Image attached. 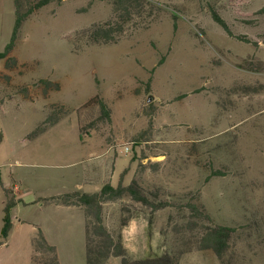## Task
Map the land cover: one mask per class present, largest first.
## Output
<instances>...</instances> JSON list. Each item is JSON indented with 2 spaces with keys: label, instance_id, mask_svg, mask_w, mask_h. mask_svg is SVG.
<instances>
[{
  "label": "rangeland",
  "instance_id": "1",
  "mask_svg": "<svg viewBox=\"0 0 264 264\" xmlns=\"http://www.w3.org/2000/svg\"><path fill=\"white\" fill-rule=\"evenodd\" d=\"M148 1L158 8L150 22L135 19L118 43L91 47L81 31L109 20L112 0L49 3L22 22L10 53L17 67L0 60V229L6 199L23 201L0 237V264H33L38 229L57 264H85L82 210L47 199L116 186L114 167L99 180L88 172L110 158L118 173L126 170L124 186L135 180L173 204L154 212L128 197L102 205L103 224L120 233L128 258L178 254L177 264H219L184 225L178 204L197 196L214 224L235 229L229 264H264V0ZM209 8L259 46L227 37ZM14 11V0H0V53ZM95 97L109 108V122L97 106L85 107ZM57 108L66 112L58 123L28 138ZM51 257L39 254L46 264Z\"/></svg>",
  "mask_w": 264,
  "mask_h": 264
},
{
  "label": "trees",
  "instance_id": "2",
  "mask_svg": "<svg viewBox=\"0 0 264 264\" xmlns=\"http://www.w3.org/2000/svg\"><path fill=\"white\" fill-rule=\"evenodd\" d=\"M27 2L24 11L22 9V0H14V26L9 42L0 53V60L4 61L5 69H15L17 60L10 57V53L14 48V44L18 35V31L22 22L27 19L33 12L41 9L52 2L60 3L63 0H24ZM111 17L109 20L101 23L92 24L89 28L81 31V38L84 40V47L97 45H109L118 43L120 37L125 33L126 29L135 19H143L150 22L157 15L158 8L155 4L148 0H112ZM209 15L214 24H216L227 37L238 42L249 44L258 47L257 42L252 41L246 36L234 35L227 23L217 14L213 8H209ZM259 15H264V7L258 11ZM175 19V17L173 18ZM73 46V50L77 52L79 49ZM163 62V57L160 58L158 65ZM42 86L53 91L59 90L57 83L48 81H40ZM46 90V88H44ZM97 106L99 111V119L101 121H110V110L106 103L100 98L91 99L85 107ZM58 111H52V114L47 116L32 132L28 138H34L47 130L48 127L55 125L66 114L62 108H57ZM1 139V134H0ZM123 170L119 175V180L116 186L108 183L104 184L96 193H83L74 191L56 197L47 199L52 205L75 207L81 209L84 215V245H85V264H106L109 258L119 259L118 264H177L178 254H165L157 259L131 260L127 257L122 245L120 233L113 235L108 228L103 224L102 205L105 203L115 202L122 197H128L131 201L139 203L150 209L151 212L158 211L164 208H173L172 202L169 200L159 199L157 194L145 193L132 180L128 185L122 184ZM220 172L213 171L211 176H218ZM1 185V180H0ZM4 195L6 194L3 188ZM6 196V195H5ZM22 203L21 200L6 199L2 207V225L0 229V237L5 240L12 228L11 210ZM36 203V202H35ZM23 204V203H22ZM34 204V203H33ZM179 208L187 214L185 228L188 231L196 233V248L199 250L211 251L219 264H229L226 260V255L229 249L230 239L235 231L234 228L216 225L211 220L209 214L196 196L193 201L183 202L178 204ZM128 219L123 218L119 227H125ZM33 264H46L39 258V254L48 251L52 254L49 259V264H57L55 249L50 246L42 232L38 229L36 236L31 241Z\"/></svg>",
  "mask_w": 264,
  "mask_h": 264
},
{
  "label": "crops",
  "instance_id": "3",
  "mask_svg": "<svg viewBox=\"0 0 264 264\" xmlns=\"http://www.w3.org/2000/svg\"><path fill=\"white\" fill-rule=\"evenodd\" d=\"M111 165V167H110ZM115 165H116V162H114V160H112L111 158L110 159H107L106 161H102L101 163H99L98 165H96L95 167L91 168L90 173H92V176L96 177L97 176V180H99L102 176L101 175H106V172L108 171V169L110 170L112 167H114V170H113V175H117L118 178H119V175L121 174V171L118 173L115 169ZM113 169V168H112ZM87 182H85L84 184H86ZM87 185H92L91 183L90 184H87ZM101 185V184H100ZM104 185V184H103ZM101 185L100 186V189L101 187L103 186ZM99 189V190H100ZM98 190V191H99ZM78 191V190H77ZM81 191V190H79ZM98 191H95L94 193L98 192ZM82 192V191H81ZM88 194H91V193H88ZM21 200V199H20ZM22 201V200H21ZM23 202V201H22ZM19 206V204H17L14 208H17ZM53 207H56V208H65V209H69V208H74V207H64V206H53ZM13 208V209H14ZM12 209V210H13Z\"/></svg>",
  "mask_w": 264,
  "mask_h": 264
},
{
  "label": "built area",
  "instance_id": "4",
  "mask_svg": "<svg viewBox=\"0 0 264 264\" xmlns=\"http://www.w3.org/2000/svg\"><path fill=\"white\" fill-rule=\"evenodd\" d=\"M129 151L128 148H124V152L127 153Z\"/></svg>",
  "mask_w": 264,
  "mask_h": 264
},
{
  "label": "water",
  "instance_id": "5",
  "mask_svg": "<svg viewBox=\"0 0 264 264\" xmlns=\"http://www.w3.org/2000/svg\"><path fill=\"white\" fill-rule=\"evenodd\" d=\"M150 101H151V98H148V99H147V102L149 103Z\"/></svg>",
  "mask_w": 264,
  "mask_h": 264
}]
</instances>
